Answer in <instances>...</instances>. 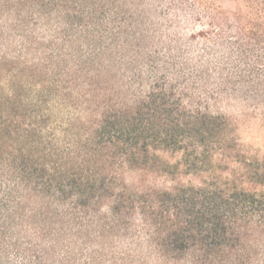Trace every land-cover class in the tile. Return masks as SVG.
Returning <instances> with one entry per match:
<instances>
[{
    "label": "trees",
    "instance_id": "16d2710c",
    "mask_svg": "<svg viewBox=\"0 0 264 264\" xmlns=\"http://www.w3.org/2000/svg\"><path fill=\"white\" fill-rule=\"evenodd\" d=\"M235 2L228 21L218 0H0V264H99L119 243L116 263L146 247L158 264H264V190L138 191L117 171L159 149L201 171L236 147L225 114L185 101L207 84L264 101V0ZM52 101L86 111L73 147Z\"/></svg>",
    "mask_w": 264,
    "mask_h": 264
},
{
    "label": "rangeland",
    "instance_id": "374dc122",
    "mask_svg": "<svg viewBox=\"0 0 264 264\" xmlns=\"http://www.w3.org/2000/svg\"><path fill=\"white\" fill-rule=\"evenodd\" d=\"M218 5L226 20L232 21L236 12L235 0H218ZM209 22L208 16L197 22L196 33L207 28ZM197 45L198 48L204 47L202 38H198ZM0 48L4 50V47ZM0 79L1 91L4 92V71ZM205 88L207 89L188 91L185 101L192 106H202L212 112L225 114L236 137V147L217 153L213 167L210 169L205 167L201 171H195L187 165L182 151L152 150L158 158L155 165L142 168L124 163L118 168L122 180L131 189L138 191L171 189L181 184L199 185L214 177H220L233 180L248 189L264 190V183L255 180L253 167L249 165L250 163L257 165L256 162L259 161L264 169V101L248 98L243 92H220L213 84H207ZM48 110L52 116L51 128L57 138L61 143L73 147L75 134L83 130L79 124L73 129H70L69 125L78 118H84L86 111L62 105L57 101H52ZM260 237L261 231L254 228L248 231L246 242L253 243ZM125 249L130 250V247L126 243H119L114 254L106 250L99 264H123L116 263L115 260ZM145 249L146 247L132 249L135 260L133 264H158L154 258L146 256Z\"/></svg>",
    "mask_w": 264,
    "mask_h": 264
}]
</instances>
